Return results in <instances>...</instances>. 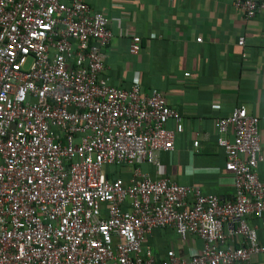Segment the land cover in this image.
<instances>
[{
    "label": "built area",
    "instance_id": "built-area-1",
    "mask_svg": "<svg viewBox=\"0 0 264 264\" xmlns=\"http://www.w3.org/2000/svg\"><path fill=\"white\" fill-rule=\"evenodd\" d=\"M234 6L246 20L264 12V0ZM112 39L87 0H0V264H255L264 243L247 218L264 215L260 119L239 107L218 121L233 201L152 179L139 165L161 167L183 117L159 92L102 76ZM140 46L134 37L130 52ZM112 166L132 167L129 183L111 179ZM160 229L203 249L159 260L146 240Z\"/></svg>",
    "mask_w": 264,
    "mask_h": 264
},
{
    "label": "crops",
    "instance_id": "crops-1",
    "mask_svg": "<svg viewBox=\"0 0 264 264\" xmlns=\"http://www.w3.org/2000/svg\"><path fill=\"white\" fill-rule=\"evenodd\" d=\"M87 1L107 18L113 33L104 50L102 76L116 88L130 90L138 84L143 95L159 92L183 117L174 151L159 153L161 167L143 163L140 170L152 179L167 178L199 187L222 202L233 201L234 176L226 170L227 155L218 145V121L245 107L260 119L257 171L264 182V12L246 20L235 8L236 0ZM134 37L141 39L136 55L130 52ZM167 127L175 129L176 123ZM227 137L234 140L232 129ZM112 167L107 168L111 179L129 183L132 167ZM247 222L264 243V215H251ZM146 244L159 260L170 251L189 259L203 249L197 237L182 241L172 229L153 231ZM254 263L264 264V255L255 256Z\"/></svg>",
    "mask_w": 264,
    "mask_h": 264
},
{
    "label": "rangeland",
    "instance_id": "rangeland-1",
    "mask_svg": "<svg viewBox=\"0 0 264 264\" xmlns=\"http://www.w3.org/2000/svg\"><path fill=\"white\" fill-rule=\"evenodd\" d=\"M112 168H116V167H112Z\"/></svg>",
    "mask_w": 264,
    "mask_h": 264
}]
</instances>
